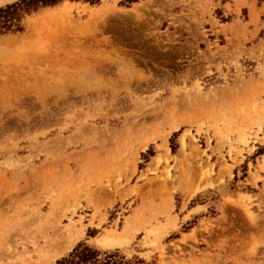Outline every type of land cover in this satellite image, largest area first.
Here are the masks:
<instances>
[{"label":"rangeland","instance_id":"obj_1","mask_svg":"<svg viewBox=\"0 0 264 264\" xmlns=\"http://www.w3.org/2000/svg\"><path fill=\"white\" fill-rule=\"evenodd\" d=\"M23 26L0 36V264L81 242L264 264V0H63Z\"/></svg>","mask_w":264,"mask_h":264},{"label":"trees","instance_id":"obj_2","mask_svg":"<svg viewBox=\"0 0 264 264\" xmlns=\"http://www.w3.org/2000/svg\"><path fill=\"white\" fill-rule=\"evenodd\" d=\"M63 0H18L0 7V36L9 32H22L24 29L23 19L42 7L54 6ZM84 1L90 4H99L101 0H72ZM131 4L140 0H123ZM174 149V147H173ZM152 151L150 148L149 150ZM99 250L91 247L85 242L79 243L67 256L59 259L57 264H125L124 256L114 252L101 256Z\"/></svg>","mask_w":264,"mask_h":264},{"label":"bare ground","instance_id":"obj_3","mask_svg":"<svg viewBox=\"0 0 264 264\" xmlns=\"http://www.w3.org/2000/svg\"><path fill=\"white\" fill-rule=\"evenodd\" d=\"M0 1H2V0H0ZM65 3L67 4V3H69V2L66 1ZM26 98H27V97H26ZM31 100H32V99H31ZM28 104H29V103H28ZM164 145H166V144H164ZM162 147H163V146H162ZM163 148H167V147L165 146V147H163ZM104 240H105V239H104ZM107 240H108V239H107Z\"/></svg>","mask_w":264,"mask_h":264}]
</instances>
